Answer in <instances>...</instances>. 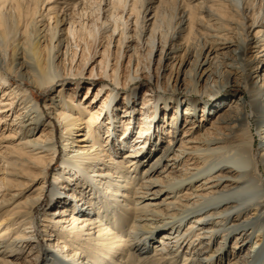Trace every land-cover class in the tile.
<instances>
[{
	"label": "bare ground",
	"instance_id": "1",
	"mask_svg": "<svg viewBox=\"0 0 264 264\" xmlns=\"http://www.w3.org/2000/svg\"><path fill=\"white\" fill-rule=\"evenodd\" d=\"M229 1L135 2L96 59L87 0H0V264H264V8Z\"/></svg>",
	"mask_w": 264,
	"mask_h": 264
},
{
	"label": "rangeland",
	"instance_id": "2",
	"mask_svg": "<svg viewBox=\"0 0 264 264\" xmlns=\"http://www.w3.org/2000/svg\"><path fill=\"white\" fill-rule=\"evenodd\" d=\"M113 1H117L118 3H115V2H113ZM120 1L122 2L121 3V5L119 6L118 4H120ZM159 1H161V3H160V6H162V7H160L159 5H158V3H159ZM180 1V2H179ZM189 1H191V0H157V2L156 3H153V2H150V0H87V2H86V4H85V8L84 9H81V13L80 14H77L78 16L76 17H74L75 19L74 20H76L75 22V25L76 26H74L75 27V29H76V31L75 32H77V31H80L79 33L77 32V35L75 36V41H76V39H78V37H81V36H83L82 38H84V40H85V42H86V44H87V53H88V55L89 56H95L94 58H96V59H101V57H103V55H101V52L104 50V49H106V51L104 50V56L105 57H107V58H110L111 59V57L112 56H115L116 58H117V56H118V50H120V49H118V47H119V41L117 42V41H115V42H113L112 43V45L109 47L108 46V44H109V42H111L113 39L110 37L111 36V32H108L107 34L105 33V30H106V28H109L110 26H112V27H110L112 30L114 29V26L115 25H117L118 24V22H119V24L118 25H120V23H121V20L123 21V20H125L126 18L125 17H127L128 15H129V12H131L130 11V9H132V5H134V3L136 2V4H135V6H138V8H135V6H133V8L135 9V11L133 10V15L132 16H134L133 17V20H135V14H137L138 13V15L136 16V17H138L139 15H142V14H145V15H147L148 17H150L151 15H152V13H151V10H150V8L152 7V6H159V15L157 14V17H159L158 18V20L159 21H157V23H161V25L159 26V28H160V30H162V32L164 33V34H168V33H171L170 32V30H175V29H177L178 27V22L180 21V17L182 16V14H183V10L181 11V4H182V2H185L183 5H182V8H185V6H186V4L188 3ZM231 1V0H230ZM229 1V2H230ZM232 1H234L233 2V4H232V2H231V4H232V6H234V7H237V6H241V0H232ZM247 1H249L250 3H251V0H247ZM60 2H63V0H60ZM133 2V3H132ZM164 2V3H163ZM260 2V3H259ZM88 3V4H87ZM106 3V4H105ZM113 3V4H112ZM124 3V4H123ZM132 3V4H131ZM181 3V4H180ZM235 3V4H234ZM91 6H90V5ZM112 4V5H111ZM116 4V5H115ZM162 4V5H161ZM89 5V6H88ZM110 7H109V6ZM114 5L116 6L115 7V9L113 8L114 7ZM125 5H126V7H125ZM131 5V6H130ZM124 6V7H123ZM145 6H147V8H146V10H144V7ZM184 6V7H183ZM87 7H89L88 9H86ZM141 7V8H140ZM100 8H102V9H100ZM109 8V9H108ZM111 8V9H110ZM117 8H119V9H117ZM160 8H162V9H160ZM263 8H264V0H258V3L256 4V6L254 7V12H259V11H261V10H263ZM92 9V10H91ZM114 9V10H113ZM129 9V10H128ZM136 9L139 11V12H137L136 11ZM102 10V11H101ZM127 10V11H126ZM86 14V12L88 13V14H86V15H84V13ZM100 11V13H98ZM106 11V12H105ZM109 11V12H108ZM114 11V12H113ZM117 11V12H116ZM122 11H124V12H122ZM142 11V12H141ZM46 12V11H45ZM78 12V11H77ZM120 12V13H119ZM121 12H122V14H121ZM79 13V12H78ZM111 13V15H109V17H108V15L107 14H110ZM118 13V14H117ZM135 13V14H134ZM141 13V14H140ZM149 13H151L150 15H149ZM176 13V14H175ZM253 12H251L250 14H249V17L244 21L245 23H250V21L251 20H253L257 15H254V14H252ZM102 14V15H101ZM115 14V15H114ZM79 15H81V17L79 16ZM113 15V16H112ZM117 15V16H116ZM123 16V17H120V16ZM127 15V16H126ZM53 16H54V14H53ZM101 16V17H100ZM107 16V17H106ZM110 16H111V18H110ZM117 17V19H118V21H117V19H116V17ZM119 16V17H118ZM177 16H179L178 18H177ZM79 17V18H78ZM115 17V18H114ZM161 17V18H160ZM164 17V18H163ZM176 17V18H175ZM77 18V19H76ZM94 18V19H93ZM100 18V19H99ZM125 18V19H124ZM175 18V19H174ZM40 19V18H39ZM98 19V20H97ZM111 19V20H110ZM115 19V20H114ZM174 19V20H173ZM177 19V20H176ZM238 19L239 20H242V18H241V15L239 14V17H238ZM96 20H97V22H96ZM112 20H113V23H112ZM53 21H54V18H53ZM78 21H80V22H78ZM94 21H95V23H94ZM102 21H103V23H102ZM105 21V22H104ZM109 21H111V22H109ZM114 21H116V22H114ZM165 21V22H164ZM42 22H44L45 23V20H43ZM78 22V23H77ZM174 22H175V24H174ZM80 23V24H79ZM107 23V24H106ZM117 23V24H116ZM177 23V24H176ZM84 24V25H83ZM93 24H95V25H93ZM31 25V26H30ZM29 25V28H30V30H28L27 32H26V34H25V36H24V38L22 39V41L24 40L25 42H27L28 41V37H29V34H30V36H31V34H32V26H33V24L31 23ZM67 25L68 24H66L65 26L67 27ZM97 25V26H96ZM101 25H103V26H105V28H103ZM122 25V24H121ZM69 26V25H68ZM80 26L81 27H83V31H82V28H80ZM94 28V26L96 27L95 29H93L92 30V35L90 34L89 36H91V39H90V37L87 35L88 33V30L87 29H91L92 27ZM109 26V27H108ZM84 27H85V30H84ZM86 27H87V29H86ZM90 27V28H89ZM135 26H133V28H134ZM175 27V28H174ZM109 28V29H110ZM79 29V30H78ZM110 29V30H111ZM91 31V30H90ZM89 31V33H91ZM118 31H120V30H117L116 31V33L113 35V37H116V39H118L119 38V34H118ZM28 32H29V34H28ZM82 32H84L83 33V35H82ZM93 33H94V35H93ZM132 33H135V32H132ZM28 34V35H27ZM103 34H104V36H103ZM27 35V36H26ZM85 35V36H84ZM88 36V38H87V36ZM107 35H110V36H107ZM32 38H33V35L31 36ZM86 37V38H85ZM109 37V38H108ZM31 38V39H32ZM26 39V40H25ZM91 41V42H90ZM89 42V43H88ZM28 44V43H27ZM91 44V45H90ZM113 44H116V46H113ZM89 45V46H88ZM108 47V48H107ZM10 46H8V48H6V47H2V49H1V56L2 57H6V59L8 60V59H10V58H12V56H13V49L11 48ZM9 49V50H8ZM31 50L29 49V50H27V55H29L28 57H29V60H30V62H31V65L33 66V68L36 70V71H38V65H37V62H36V57L33 55V52L31 51ZM99 54V55H98ZM112 54H114V55H112ZM249 54H251V52L249 53ZM33 56V57H31V56ZM11 56V57H10ZM10 57V58H9ZM34 59V60H33ZM142 59H143V62L144 63H147L148 62V55H147V52L145 53H143L142 54ZM11 60V59H10ZM32 60V61H31ZM129 62V58H126V65H127V63ZM34 64H35V66H34ZM67 66H68V63H67ZM56 70H57V68H56ZM171 75V72H170V74H168V78H167V80L169 79V76ZM148 81H146L145 83L146 84H148L147 83ZM93 87H95V86H92V89L94 90V92L96 91L95 90V88H93ZM92 89H91V91H92ZM85 91H86V88H85V86L84 85H82V88H81V91H80V94L81 95H83L84 93H85ZM93 92V93H94ZM91 94V93H90ZM39 95H40V97H42L43 99L42 100H44L45 99V96L47 95V93H39ZM103 95V94H102ZM92 96H93V94H92ZM91 96V97H92ZM121 96V95H120ZM120 98V97H119ZM118 98V102L120 101V99ZM108 113V115L110 116V117H113L114 116V114L113 113H111V112H107ZM60 167V161H59V159L58 160H56V162H55V165H54V167H53V170L51 171V173H50V179L52 178L51 176H52V172L53 171H55V170H57L58 168ZM47 202L45 201L44 203H43V205L42 206H40L39 207V210H38V213H37V219H38V221H39V213H40V215L42 214V212L44 211V209L45 208H47L48 207V205L46 204ZM216 245H214V247H215ZM36 255V254H35ZM23 261V260H22ZM41 260H40V256H35V258H30V261L29 262H22V264H43L42 262H40Z\"/></svg>",
	"mask_w": 264,
	"mask_h": 264
}]
</instances>
